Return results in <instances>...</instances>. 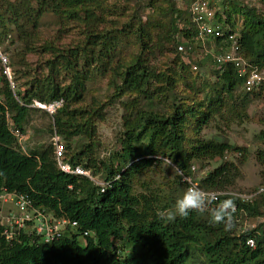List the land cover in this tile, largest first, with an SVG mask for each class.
<instances>
[{
	"label": "trees",
	"instance_id": "1",
	"mask_svg": "<svg viewBox=\"0 0 264 264\" xmlns=\"http://www.w3.org/2000/svg\"><path fill=\"white\" fill-rule=\"evenodd\" d=\"M157 1L148 0L144 5L159 12L151 23L158 32L155 40H146L148 33L141 27L133 30L130 20L125 23L131 33H139L135 35L140 52L124 62L116 55L127 32L122 33L115 24L109 25L108 30L100 29L104 23L109 24L103 17L110 12L106 3L0 0V45L15 31L27 51L35 52L37 30L46 15L54 16L60 24L71 21L83 28V39L73 47L46 42L41 45L42 52L50 55L45 63L47 74L24 84L23 91L13 94L6 81L1 80L0 198L3 193L26 195L32 207L43 208L56 219H67L76 225H68L58 238L44 243L24 229H17L7 238V227L0 221V264H195L198 256L204 257V264H264V229L237 232V220L264 215L263 194L251 201L223 195L219 201L209 202L204 212L193 211L185 218L168 220L161 218L155 209L158 199L133 193L135 179L162 159L179 165L183 175H190L193 164L222 160L226 153L236 150L223 139H205L201 132L214 116L223 118L222 109L234 120L243 115L253 99L264 98V89L243 91V78L231 64L217 68L210 65L214 83L206 86L209 91L204 97L197 93L194 96L186 72L194 74L190 82H195L203 76L201 68L211 62L208 58L193 60L176 50L178 44L186 45L187 41L201 48V42L195 41V25L188 13L171 0L164 7L156 6ZM219 2L223 15L217 17L218 21L235 29L240 19V28L236 30L240 54L264 74V18L239 0ZM163 18L167 19L166 24L162 23ZM166 45L176 60L178 73H160L147 61L154 50L161 52ZM206 45L210 48L214 44L206 42ZM185 57L198 65L199 71L192 72ZM89 64L102 66L103 72L110 71L114 78L111 85L119 93L133 91L144 104L136 117L123 115L121 150L105 161L92 157V143L79 152L72 151L75 139L94 138L93 122L104 118V107L77 106L82 101L85 82L91 78L86 73ZM14 73L20 74V78L26 76L12 70L15 80L18 78ZM61 74L70 77L67 84L58 81ZM178 81L184 83L187 94L180 92ZM54 101L62 104L50 117L49 130L62 137L65 161L88 171L92 177L101 174L102 183H108L103 192L88 178L58 170L52 146L26 152L12 135V127L24 133L27 114L34 111L30 105ZM161 104L162 111L158 109ZM187 127H192V138L185 133ZM68 150L72 151L69 156ZM237 172L236 165L224 161L198 179L194 177L198 188L206 192H230ZM225 200L232 201L229 210L232 227L228 230L210 219L211 210ZM248 237L254 239L252 249L245 245Z\"/></svg>",
	"mask_w": 264,
	"mask_h": 264
},
{
	"label": "rangeland",
	"instance_id": "2",
	"mask_svg": "<svg viewBox=\"0 0 264 264\" xmlns=\"http://www.w3.org/2000/svg\"><path fill=\"white\" fill-rule=\"evenodd\" d=\"M100 1L110 7V12L105 13L103 16L105 20L109 21V24L104 23L100 29L105 28L108 30L111 28L109 25L115 24V28L122 33L124 30L127 32L126 38L124 36L121 39L122 43L116 55L121 61L128 62L140 52L136 37L139 33H131L125 27V23L128 20L131 21L133 30L141 27L143 31L148 33L146 40L151 38L155 40L158 32L156 28L151 27V23L153 18L156 19L159 16V12H152L151 8L144 7L148 0ZM166 1L158 0L155 5L164 7L167 4ZM171 1L181 9L182 0ZM239 2L248 9H255L257 14L264 18V0H239ZM138 18L140 19L138 20ZM161 21L166 24L167 19L163 18ZM40 24L37 30L39 40L36 44L38 48L35 52L27 51L24 43L17 39L15 31L10 33L3 45H0L1 50L5 51L9 59L13 72L18 70L26 73V76L22 78H20V74L17 76L14 73V76L18 78V80H15L16 91H23L26 89L24 84L33 78L37 80L47 74L45 63L50 59V55L42 52L41 45L46 42L53 43L57 47H73L78 41L83 39V28L71 21H64L63 24H60L54 16L46 15L40 21ZM239 25L240 19L237 23V30L240 28ZM168 49L169 45H166L161 52L154 50L147 57V61L160 73H178L176 60L168 52ZM210 65V63H207L201 68L200 74L203 76L201 79H196L195 82H190L191 79H194V74L189 71L186 72L189 80L187 84L193 86L194 96L197 93L199 97H204L209 91L206 86H211L214 83L215 78L210 72ZM86 70V73L88 72V76H91V78L85 82L83 98L77 106L104 107V118L93 122L96 129L94 138L92 140H87L84 137L75 139L72 144V151L79 152L86 145L92 143V157L97 160H110L121 150L120 140L124 131L123 115L128 114L130 117H136L137 112L144 108V104L133 91L125 92L123 90L122 93H119L111 85L114 81L111 72H103L102 66L89 64ZM69 79L70 77L67 74H61L58 81L61 84H67ZM116 83L118 84V81ZM177 83L180 92L187 94L184 83L179 81ZM31 109H34V111H29L23 125L24 137L20 142L22 149L27 152L28 149L39 146L44 149L48 146L53 147L55 138L64 144L61 136L49 130L50 124H52L50 116L42 109ZM158 109L162 111L163 104L161 106L158 105ZM222 113H224L223 118L214 116L209 125L201 132V136L205 139L212 137L223 139L236 150L226 153L222 160L216 159L203 164H193L195 168L194 176L198 179V177L205 175L206 172L218 167L222 162H232L236 165L238 172L234 185L231 187L233 191L230 192L245 193L253 190L264 181V98L253 99L240 118L236 117L234 120H230L229 116L231 114H227L224 109H222ZM224 117L229 118L224 120ZM191 128L187 127L185 130L189 138L193 137ZM71 152L68 150V156ZM260 155H262V158H259ZM161 161V163L148 169L143 175L135 179L133 193L138 196L145 195L158 199L155 206L156 211L160 214H166L173 210L175 200L182 195L185 187L182 185L179 176L171 172L169 161L167 159H162ZM112 164L115 165L116 161L113 160ZM94 177L98 181H102L101 174ZM1 195L0 221L4 223L8 220V217L13 219L19 217L21 213L16 212L9 200L6 202L4 194ZM249 220V218L245 219L244 217L237 220V223H239L237 232L247 229L250 225ZM123 253L127 254L128 251L123 250ZM204 262L205 259L202 256H198L195 259V264H204Z\"/></svg>",
	"mask_w": 264,
	"mask_h": 264
},
{
	"label": "built area",
	"instance_id": "3",
	"mask_svg": "<svg viewBox=\"0 0 264 264\" xmlns=\"http://www.w3.org/2000/svg\"><path fill=\"white\" fill-rule=\"evenodd\" d=\"M221 0H182L181 9L186 11L189 15V19L195 25L196 38L201 42V48L195 47L193 43L187 41L186 45L178 44L176 50L185 55L190 56L193 60H202L208 58L211 62V66L221 67L231 64L237 71L238 75L243 78V91L250 93L259 89H264V74L254 66H252L246 59L240 54V40L237 33V29L229 28V26L222 22L220 23L217 17L223 15L220 7ZM224 21V19H223ZM206 42H211L210 48L207 47ZM189 63L192 72L199 71V66L191 64L187 58H184ZM4 79L12 91L16 92L15 79L12 74L11 65L8 57L0 48V83ZM62 101H54L51 103H37L34 102L30 107L39 108L44 110L47 115L52 116L56 110L61 106ZM11 132L18 140L22 139V135L18 130H12ZM55 138L53 143V156L57 168L65 174L84 176L91 181L95 182L103 192L108 186V183H102L96 181L91 177L90 173L79 166H73L65 161V148L64 144ZM191 174L183 175L181 182L185 185L186 189L190 186L198 188V183L195 180V168L191 166ZM184 177H187L185 181ZM210 201L217 202L219 197L226 195L239 198L243 201H251L258 195H264V182L259 184L256 188L245 193L235 192H207ZM6 196V202L9 200L16 212L21 213L19 217H8L4 225L7 227L5 234L7 238H10L17 229H24L29 233H33L42 242H50L58 238L65 228L75 226L76 223L65 219H56L51 214L45 212L41 208L32 207L31 201L28 196L22 194H4ZM46 215V216H44ZM250 225L247 229L242 231L254 230L258 227L264 229V215L255 219H250ZM241 231V232H242ZM86 234V233H85ZM245 245L248 248H254L255 242L252 237H248L245 240Z\"/></svg>",
	"mask_w": 264,
	"mask_h": 264
},
{
	"label": "clouds",
	"instance_id": "4",
	"mask_svg": "<svg viewBox=\"0 0 264 264\" xmlns=\"http://www.w3.org/2000/svg\"><path fill=\"white\" fill-rule=\"evenodd\" d=\"M30 108H32V107H30ZM11 129L12 130H14V129L18 130V129L13 128V127ZM20 134L22 135V139H23V137H24L23 133L20 132ZM12 135H13V133H12ZM15 138L17 139V142L21 145L20 142H21L22 139L18 140L17 137H15ZM168 163H169V167H171V172L172 173L183 177V170L180 168L179 165H173L172 161H169ZM93 178L96 181H98L95 177H93ZM184 179H185V181H187L188 178L184 177ZM98 182H102V181H98ZM93 183H95V182H93ZM3 194H11V193H3ZM209 201H210V197H209V195H208V193L206 191H204V190H202L200 188H197L195 186H190L182 193V195L179 198H177L175 200L174 205H173V210L168 212V213H166V214L165 213H161V218H166L168 220H172V219L176 218L177 216H179L181 218H185L193 211L204 212L209 207ZM231 207H232V201L225 200L223 203H221L219 205L218 208H216L214 210H211V212H210L211 221L215 222V223H222L224 225L225 230L230 229L232 227V222H231V219L229 218V210H230ZM37 208H40V207H37ZM41 209H43V208H41ZM65 220H67V219H65Z\"/></svg>",
	"mask_w": 264,
	"mask_h": 264
}]
</instances>
